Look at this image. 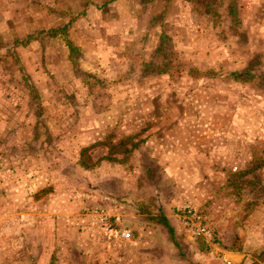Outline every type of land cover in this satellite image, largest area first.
Masks as SVG:
<instances>
[{"label":"rangeland","instance_id":"obj_1","mask_svg":"<svg viewBox=\"0 0 264 264\" xmlns=\"http://www.w3.org/2000/svg\"><path fill=\"white\" fill-rule=\"evenodd\" d=\"M52 1L55 4L62 3L59 16L64 14L65 20L76 13L84 15V18L91 16L88 12L92 9V0H0V35L3 40L10 43L19 35L25 36L27 28L34 26V17L36 19L33 24L36 27L50 26L52 15L58 12L55 6H50ZM228 1H224V5ZM239 2L241 7H246L249 1L234 0L237 13L240 11ZM213 5L215 11L224 10L222 5ZM196 9L201 11L199 13L207 30L211 25L214 28L224 27L225 30L212 32L214 34L211 36L216 38L226 33L229 57L243 59L238 66H247L251 61L253 63L249 64V68L257 74L263 72L262 35L255 34L257 38H252L241 31L237 42L243 47H231L236 43V35L232 32L236 31L239 21L233 25L235 23L232 24L229 17L226 19L221 14L211 16V10L206 14L202 5H197ZM134 12L133 9V19L136 18ZM260 13L262 15L264 9ZM107 17L105 11L101 12L100 23L105 22L107 25ZM159 18L160 15H157L153 23ZM92 20L93 17L89 19V25H92ZM131 23L133 26L136 21ZM30 33L36 34L37 30ZM59 38L53 40L52 37L43 36L30 44L32 46L28 47L26 56L17 53L0 58V103L7 104L9 111L12 105L18 107L16 114L7 111L5 115L7 120L17 116L22 124L4 132L5 138L19 136L21 144H12L16 149H10V144L4 145L10 146L6 150L3 165L14 167L17 176L22 179L21 183L28 178L32 185L35 183L33 180L37 182L38 189L43 187L36 193V197L46 196L51 190L53 205L59 206L62 201L64 206L63 202L67 200L69 213L71 203H76L80 219L78 225H75L78 232L74 231L81 236L76 243L69 231L67 234L74 245L86 250L80 264H92L93 252L97 254L98 250L107 253L102 256V264H113L115 261L126 264L130 259L131 264L134 261L136 264H197L195 252L206 250L208 245L202 237L191 236L185 229H177L180 223L173 215L184 205L198 209L212 225L215 217L223 216L243 226L246 219L254 215L253 227L261 225L260 233L254 236L244 226L247 238H243L248 248H255L252 255L247 257L246 264L254 261L264 249V189L257 178L259 176L260 184L264 185V88L256 80H246V76L240 78L245 79L242 82L223 78L225 72H222L221 77L219 73L231 70V64L221 70L208 69L217 74L215 77L207 76L212 79L207 80L203 76L196 80L186 78L184 72L196 67L189 64V56L177 51L172 41L165 38L162 49L155 53L151 64L144 68L152 73L157 69L171 72V86L186 92L183 98L186 110L174 109L181 101L175 95L163 97L135 93L139 86L142 87L135 83L137 85L133 87L136 88L132 91L133 95L127 98L130 110L116 108L109 117L105 113L112 99L106 94L113 91L114 81L80 71L76 64V75L85 82V89H79L76 81L69 82L68 88H65L58 76L61 70L56 71V68L62 66L58 62L61 53ZM138 38L134 40L136 45L128 49L127 53L133 61V69L140 63L141 56H146L144 50L141 54L142 41ZM250 42L256 47L249 46ZM23 72L38 88L39 116L31 104ZM197 84H202V91L205 92L210 88V92L202 96L203 93L197 90V96L192 100L187 91ZM188 104L194 105L193 111ZM195 104L200 105L199 110L194 109ZM165 107L169 109L165 110ZM178 118L185 121V129L179 127ZM79 122L80 128L77 127ZM91 123L95 124L94 128H88ZM91 130L104 137L96 143L82 146V142L88 140ZM165 133L171 136H197L204 142L224 137V144L218 145L221 146L219 152H213L217 146H211L210 159L200 161L203 166L212 165V169L220 170L223 183L220 185L221 179L213 174L215 185L211 190L201 184V188L205 187L206 190L194 192L192 188L197 187L199 182L195 181L203 179L202 176L168 174L170 170L164 169L160 162L161 155L147 144L149 136H162ZM66 137L68 142L63 141ZM23 138H28L30 143L23 144ZM141 152L147 157L146 163L151 169L149 174L140 165ZM217 153L222 157H218ZM12 178L9 177L7 181ZM101 212L106 213V219L102 220ZM155 215H168L173 219L176 244L167 239L164 227L152 219ZM104 221L120 232H129L130 239L115 241L112 235L109 238V233L103 229ZM213 227L216 230V226ZM140 250H146L143 256H139ZM133 251H136V255ZM156 251L158 255H155ZM55 256L53 264H57L58 257Z\"/></svg>","mask_w":264,"mask_h":264},{"label":"crops","instance_id":"obj_2","mask_svg":"<svg viewBox=\"0 0 264 264\" xmlns=\"http://www.w3.org/2000/svg\"><path fill=\"white\" fill-rule=\"evenodd\" d=\"M92 1V9H89L88 12L91 16L87 17L89 19L93 17L92 25H89V19L84 18V15H78L76 13L77 17L68 26L65 36L61 34L48 36L52 37L53 40L59 37L61 39L59 42V46H61L59 51L61 53L58 62L59 66L62 65L63 68L62 66L58 67L56 71L61 70L58 76L59 80L65 84V88H68L69 82L76 81L79 89H85V82L76 75V64L79 65L80 71H86L104 80L114 81L113 91H107L108 93L106 94L109 99H112L110 102L111 107L106 108L107 113H105L109 117L112 116V112L116 108L122 111L130 110L127 107V98L133 95L132 93L136 89L133 87L137 84H141L142 87L139 86L135 90V93L151 96L162 95L163 97L175 95L176 97H180L181 101L179 100L178 105L174 109L186 110V103L183 100L186 92L180 89L177 90L171 86L173 82L171 72L165 69L157 73H142V69L146 65L149 66L148 64H151V59L155 57L157 47L161 45L162 34L167 35L172 41L173 48L189 56V59H187L189 64L201 71H206L211 68L221 70L227 67V64H231L233 65L232 68H229L231 70L226 69V71L219 73L222 77V72H225L223 78L229 79L226 77L227 72L234 71V69L241 70L245 66V64L238 66V64L242 63V57H229L227 51L228 39L225 32L221 36H216V38L211 36L214 34L212 32L223 31L224 27L217 26L214 28L211 25V29L209 27L207 30L205 23L202 21V15L195 10L193 3L189 0ZM248 1L246 7H241L239 2L240 11L237 13L239 25L236 31L232 32L236 35V43L231 47H243L237 42L239 32L241 31H245L252 38H257L255 34H260L264 37V13L262 15L260 13V10L264 9V4L262 3L264 0ZM50 6H55V10L58 11L52 15L53 21H51L50 26L46 28L36 27V24H33L36 19L34 17L32 19V25L34 26L27 28L28 31H25L27 33L25 36L19 35L16 39H22L35 30H45L51 27L62 26L69 20H65L66 17H64V14L59 16L61 11L59 7L62 6V3L55 4L52 1ZM226 6L227 4H225L224 10L219 11V13L221 17L227 19ZM133 9L135 10L134 16L136 17L134 19L132 15ZM103 11L109 16L106 20L108 22L107 25L105 22L100 23L99 17ZM157 15H160V18L157 22L153 23V19ZM133 20L136 21L137 25L132 26L131 21ZM138 37L142 41L141 54L144 50L146 56H141L140 63L137 66L135 65L133 69V61L131 62L127 53L129 52L128 49L136 45L134 40ZM66 38L79 49L81 54L77 58L70 56ZM38 39L30 42L26 46L17 47L16 54L21 53L23 56H26L28 47L32 46L30 44L37 42ZM248 45L252 48L256 47L251 42ZM51 73L54 74V71L51 70ZM184 75L186 78L193 79L187 72H184ZM210 77H215V75ZM210 77L203 76L207 80L212 79ZM135 83L137 84L135 85ZM201 88L202 84L199 86L197 84L195 88L188 90L189 97L192 96L191 98L194 100L197 96V90L203 93L202 96H204V93L210 92V88L206 92L202 91L204 89ZM114 98L116 99L113 100ZM7 106L5 103H0V264H53L55 254V257H58L57 264H80V261L85 256L86 250L83 247L78 248L73 242L76 241L77 243L78 238L81 236L77 233L78 228L75 226L76 224L78 225L80 219L76 203H71V212L69 213V209L66 207L67 200L63 202L65 207L62 205V201H60L59 206L53 205V194L51 190L47 192L46 196L40 195L41 197H36V193L40 189H43V187H39L38 189L36 187L37 182L33 180L35 183L32 185L28 178L24 183H21L22 179L17 176L14 171L15 168L3 165V159L7 155V148L11 145L10 149H16L12 144H15V146H18L19 143L21 144V138L19 136L6 138L3 136L6 129L22 125L19 122L20 120L17 119V116H13L7 120L5 112L8 111L11 114H16V111L18 112V107L12 105L9 111ZM189 106L191 111H193L192 106L194 105L191 106V104H188ZM199 106L195 104L194 109L199 110ZM140 108L142 109V107ZM164 109L167 110L169 108L165 107ZM179 118V127L185 129V121ZM94 126V123L88 124V128H94ZM77 127L80 128V122ZM103 137L104 135L99 136L91 130L88 140L82 142V146L96 143ZM22 141L23 144L30 143L28 138H23ZM63 141L68 142L67 137ZM224 142L225 138L223 137L222 139V136L204 142L197 136H171L166 133L162 136L151 135L147 138V144L153 148L155 153L161 155L160 162H162L164 169L170 170L167 172L168 174L173 176H187L191 174L197 176L198 174L199 177H203V179L195 181L199 182L197 183V187L192 188L194 192L206 190L205 187L201 188V184L208 186L209 190H211L213 184L215 185L214 180H212L213 174H216L221 179L219 181L220 185L223 183L222 179L224 178L220 170L216 168L212 169V165L203 166V163L200 161L210 159L211 146H217L213 152H219L218 149L221 148ZM5 144L10 145L4 147ZM207 144L210 145L208 146ZM220 144L221 146L218 147ZM217 156L222 157L220 153H217ZM9 177L13 178L7 181ZM188 189L191 190L190 186ZM173 216L174 219H178L176 214ZM253 216L250 215L245 223H243V226L237 225L233 219L230 220L223 216L215 217L213 226H216L217 240L216 242L206 241L208 245L207 249L205 248L206 250L195 252L194 258L197 261L196 263L246 264L247 257L252 255L255 248H248L247 241H243V238H247L245 236L244 226L248 230H251L254 236L260 233L261 228V225H255L253 227ZM170 220L174 226L173 219L170 218ZM179 223L177 229L183 231L184 227L180 221ZM53 229H56V231H53ZM74 230H77V232ZM67 231L76 240L70 241ZM150 251L153 252V250ZM133 252L136 255V251ZM145 252L146 250H140L138 254L139 256H143ZM154 253L158 255L157 251ZM106 254L104 250H98L97 254L96 251L93 252L92 264H102V256H106ZM114 255L116 256L117 254ZM131 262L132 260L130 259L126 264H131ZM113 264L119 263L115 261ZM132 264H136V262L134 261Z\"/></svg>","mask_w":264,"mask_h":264},{"label":"trees","instance_id":"obj_3","mask_svg":"<svg viewBox=\"0 0 264 264\" xmlns=\"http://www.w3.org/2000/svg\"><path fill=\"white\" fill-rule=\"evenodd\" d=\"M189 1L191 3H193V7L195 8V10L197 12H201V11L197 10L196 6L202 5L203 6L202 10L206 14H207V12H209V10H211L210 11L211 14H209V15H211V16L214 15L217 17V16H220V13H219V11H215L216 9L213 7L214 6L213 4L217 3L219 6H221V5L225 6L224 1L226 2L227 0H189ZM226 11H227L228 17L231 20V23L232 24L235 23L233 25L238 24L239 17L237 15V9H236V4L234 3V0L228 1L227 6H226ZM76 17H77V14H72L69 17V20L65 24H63L62 26L51 27V28H48L45 30L40 29L37 31L36 34L30 33L26 37H24L22 39H14L10 43L4 41L0 35V58H2L6 54L16 55V48L17 47L26 46L30 42H32V41H34V40H36L42 36H48V35L54 36L57 34H61V35L65 36L68 26L75 20ZM165 38H168L167 35L162 34L161 45L159 47H157V50H156L157 53L159 52V50L162 49ZM66 44L69 47V52H70L71 57L76 58L81 54L79 49L67 38H66ZM250 63H251V61H250ZM249 64L247 66L243 67L240 71H229V72H227L226 77L233 79L235 81H241L242 82L245 79H240V78L243 76H246V80H256L257 83L261 87L264 88V70H263V72H260L257 74L253 71V69L249 68ZM156 71L160 72V70H156ZM156 71H155V73H157ZM142 73L143 74H149V73L151 74L152 72H148L145 68H143ZM187 73L193 79L199 78L201 76H212V75L216 74V72H214L213 70H206L204 72H201L200 70H198L196 68L188 69ZM23 79H24V84H25L26 88L28 89L29 95L31 97V104L35 110V113L37 114V116H39L40 115V97H39L38 88H37L36 84L34 83V81L30 77H28L27 74H25L24 72H23ZM146 159H147V157L145 156V154L141 152V154L139 155L140 165L144 169V171L147 172V174H149L151 172V169L149 168V166H147ZM152 161L156 164V159L153 158ZM257 178H258L259 185L261 186L262 189H264V185L260 184L261 183L260 177L257 176ZM152 219L164 227L165 233L167 235V239L176 244L177 241H176V235H175V233H176L175 227L171 223L170 218L166 215H155L154 217H152Z\"/></svg>","mask_w":264,"mask_h":264},{"label":"built area","instance_id":"obj_4","mask_svg":"<svg viewBox=\"0 0 264 264\" xmlns=\"http://www.w3.org/2000/svg\"><path fill=\"white\" fill-rule=\"evenodd\" d=\"M176 216L184 227L185 231L191 236H200L206 241H213L217 238V232L213 225L206 221L203 215L195 207L184 205L176 211ZM102 220L107 218L106 213L101 212ZM118 220V217H116ZM104 231L109 233V238L113 237L115 241L118 239H130L129 232H120L116 227L111 226L107 221L103 222Z\"/></svg>","mask_w":264,"mask_h":264},{"label":"water","instance_id":"obj_5","mask_svg":"<svg viewBox=\"0 0 264 264\" xmlns=\"http://www.w3.org/2000/svg\"><path fill=\"white\" fill-rule=\"evenodd\" d=\"M264 263V249L258 254L256 259L250 264H263Z\"/></svg>","mask_w":264,"mask_h":264}]
</instances>
